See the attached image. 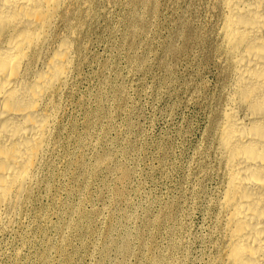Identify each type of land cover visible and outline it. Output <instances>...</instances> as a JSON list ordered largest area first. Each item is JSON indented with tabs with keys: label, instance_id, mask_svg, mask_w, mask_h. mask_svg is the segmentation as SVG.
I'll return each mask as SVG.
<instances>
[{
	"label": "rangeland",
	"instance_id": "rangeland-1",
	"mask_svg": "<svg viewBox=\"0 0 264 264\" xmlns=\"http://www.w3.org/2000/svg\"><path fill=\"white\" fill-rule=\"evenodd\" d=\"M92 4L83 15L79 64L63 101L60 148L30 205L10 230L0 233V264H153L160 259L168 264H212V206L222 185L214 146L225 95L219 14L209 8L211 0ZM102 157H108L105 164ZM126 242L131 254L122 249Z\"/></svg>",
	"mask_w": 264,
	"mask_h": 264
},
{
	"label": "bare ground",
	"instance_id": "bare-ground-1",
	"mask_svg": "<svg viewBox=\"0 0 264 264\" xmlns=\"http://www.w3.org/2000/svg\"><path fill=\"white\" fill-rule=\"evenodd\" d=\"M92 1L0 0V233L10 230L17 216L23 213L25 207L30 203L33 195L40 187L41 176L49 167L51 159L60 148V123L63 106L65 105H63V101L72 89L74 74L79 64L77 41L81 28L84 27L82 26L83 15L92 8ZM211 2L212 6L209 8L213 7L215 12H218V17H220L219 26L218 24L216 25L218 26V53L225 79V95L216 125L214 146V154L219 169L217 171L222 176V185L212 206L214 210L212 213L215 212V226L210 235V240L213 244L212 250H214L212 264H264V0H211ZM65 107L67 108V106ZM85 117L87 118L86 115ZM89 117H92V114ZM101 124L103 123L101 122ZM92 144L94 145V143ZM104 159L103 162L105 164L106 161ZM103 172L106 173L107 171ZM92 174H94V171ZM123 181L122 183H124ZM92 183L90 186H92ZM48 185L50 184L48 183ZM126 186L129 187L128 185ZM119 189L116 187V191H120ZM48 191L50 193L49 189ZM73 191L75 193V190ZM127 210L123 209L124 212ZM78 214L77 217H79ZM82 214L84 213L82 212ZM38 216L40 215L38 214ZM95 219H98V217ZM111 223L113 224V222ZM57 226L59 228V225ZM83 229L86 230L85 228ZM127 230L129 229L127 228ZM109 232H112V230ZM129 234L131 233L129 232ZM63 236L66 238L65 234ZM208 236L207 234L206 237ZM128 241L130 240L128 239ZM203 243H206V241ZM178 244L176 243V245ZM72 246L71 244L70 248ZM110 246L112 245L109 244V248ZM105 247H103V251H105ZM131 248L130 244L126 242L122 249L126 254H131ZM102 253L104 252H100L101 256ZM54 254L57 256L58 252L57 254L54 252ZM109 256L111 257V255ZM16 257L19 258V256ZM61 257L63 256L61 255ZM146 258L148 257L146 256ZM41 261L43 260L41 259ZM102 262L99 264H102ZM152 263L168 264V261L160 259L153 260Z\"/></svg>",
	"mask_w": 264,
	"mask_h": 264
}]
</instances>
